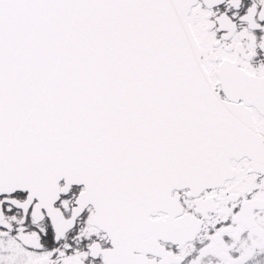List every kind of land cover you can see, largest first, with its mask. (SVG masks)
<instances>
[{
  "label": "snow or ice",
  "instance_id": "1",
  "mask_svg": "<svg viewBox=\"0 0 264 264\" xmlns=\"http://www.w3.org/2000/svg\"><path fill=\"white\" fill-rule=\"evenodd\" d=\"M0 264H264V0H0Z\"/></svg>",
  "mask_w": 264,
  "mask_h": 264
}]
</instances>
